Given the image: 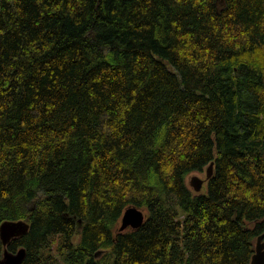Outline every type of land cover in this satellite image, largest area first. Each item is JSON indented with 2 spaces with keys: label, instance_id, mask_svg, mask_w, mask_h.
Listing matches in <instances>:
<instances>
[{
  "label": "trees",
  "instance_id": "1",
  "mask_svg": "<svg viewBox=\"0 0 264 264\" xmlns=\"http://www.w3.org/2000/svg\"><path fill=\"white\" fill-rule=\"evenodd\" d=\"M129 206L147 218L117 232ZM6 221L23 264H251L264 0H0Z\"/></svg>",
  "mask_w": 264,
  "mask_h": 264
},
{
  "label": "water",
  "instance_id": "2",
  "mask_svg": "<svg viewBox=\"0 0 264 264\" xmlns=\"http://www.w3.org/2000/svg\"><path fill=\"white\" fill-rule=\"evenodd\" d=\"M213 166L211 165L206 170V179L200 178L198 175L192 176L190 184L195 192L199 193L204 188V185L211 179L213 175ZM147 212L137 206H129L118 225L117 232H125L128 230H137L145 222ZM30 225L25 221H6L0 227V237L4 246L3 253H0V264H23L27 256V250L21 248L13 253L8 250V244L15 238L26 235ZM251 264H264V234L259 236L256 243L255 254L252 257Z\"/></svg>",
  "mask_w": 264,
  "mask_h": 264
},
{
  "label": "rangeland",
  "instance_id": "3",
  "mask_svg": "<svg viewBox=\"0 0 264 264\" xmlns=\"http://www.w3.org/2000/svg\"><path fill=\"white\" fill-rule=\"evenodd\" d=\"M195 175H198L200 178L202 179H206V170H204L203 172H193L191 173L188 177H187V184L189 185V188L196 194H200V193H205L206 192V186H207V183L204 185V188L202 189V191H200L199 193L195 192L194 189L192 188L191 184H190V180H191V177L192 176H195Z\"/></svg>",
  "mask_w": 264,
  "mask_h": 264
}]
</instances>
